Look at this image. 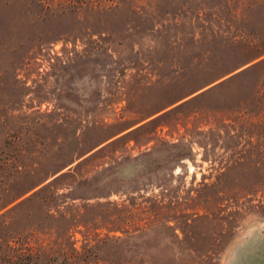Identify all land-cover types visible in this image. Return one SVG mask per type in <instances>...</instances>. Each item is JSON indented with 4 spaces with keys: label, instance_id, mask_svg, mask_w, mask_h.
I'll return each mask as SVG.
<instances>
[{
    "label": "rangeland",
    "instance_id": "rangeland-1",
    "mask_svg": "<svg viewBox=\"0 0 264 264\" xmlns=\"http://www.w3.org/2000/svg\"><path fill=\"white\" fill-rule=\"evenodd\" d=\"M85 233L95 261L264 264V0H0V264Z\"/></svg>",
    "mask_w": 264,
    "mask_h": 264
},
{
    "label": "trees",
    "instance_id": "trees-1",
    "mask_svg": "<svg viewBox=\"0 0 264 264\" xmlns=\"http://www.w3.org/2000/svg\"><path fill=\"white\" fill-rule=\"evenodd\" d=\"M82 235H83V241H84L83 251L80 253V252L76 251L73 246H70V247H72V251L74 252V254L66 256V260H65V262L63 264H69V262L72 259L76 258V256H78V255H80V259L84 262V264H89V263L95 264L98 261H100L102 264H114V261L111 258H109V257L103 258L99 254H98L99 256L96 257V259H97L96 261L95 260H91V258H89V255L91 253H93V252H91L88 249H85V244H87V246L88 245L90 246V239H88V235L89 234L85 233V234H82ZM95 236H98V234H96ZM112 240H114V238L109 237L107 234H104L103 236H98L97 243L98 242H100V243H99V245L97 247V252L100 253L101 250H103V251L105 250L106 251V248L104 247L106 242H110ZM100 244H101V246H100Z\"/></svg>",
    "mask_w": 264,
    "mask_h": 264
}]
</instances>
